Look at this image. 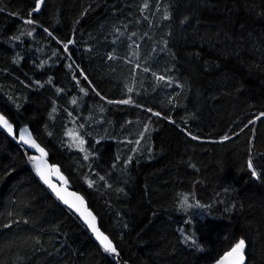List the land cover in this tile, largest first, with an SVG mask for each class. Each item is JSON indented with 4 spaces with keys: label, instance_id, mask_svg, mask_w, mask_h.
Segmentation results:
<instances>
[{
    "label": "trees",
    "instance_id": "obj_1",
    "mask_svg": "<svg viewBox=\"0 0 264 264\" xmlns=\"http://www.w3.org/2000/svg\"><path fill=\"white\" fill-rule=\"evenodd\" d=\"M36 2L0 0V116L116 252L0 128V264H215L241 239L264 264V0Z\"/></svg>",
    "mask_w": 264,
    "mask_h": 264
},
{
    "label": "water",
    "instance_id": "obj_2",
    "mask_svg": "<svg viewBox=\"0 0 264 264\" xmlns=\"http://www.w3.org/2000/svg\"><path fill=\"white\" fill-rule=\"evenodd\" d=\"M44 2L45 0H40V8L38 10H35V6V8L32 10V14H39L44 5ZM0 125L1 129H3L4 132L11 138L16 139L25 151L38 158L37 160L33 161L34 171L38 180L53 194V196L68 211H70L75 217L79 219L81 224H83L87 228V231L93 237L95 242L101 247L102 250L105 251L104 244L101 243V241L105 236L108 238L109 241H111V239L108 235L104 234L100 230L97 217L89 208L85 198L79 192L70 188L66 183V178L60 171V168L57 165L50 163L46 150L36 141L30 129L27 126H24L21 127L16 133L13 128L12 132H9L8 129L5 128L2 124ZM21 135L24 136L23 140L21 139ZM25 140H27L28 143H25ZM32 141H35V144L39 145V147L44 150L43 154L37 148L32 147ZM37 166H39L40 173L43 174L44 179H42L41 175L38 174ZM45 180H47L48 183H45ZM57 193H59V196L57 195ZM65 200H67L68 203H65ZM89 223L94 225L95 231L92 227H89ZM233 262L234 256H228L226 253L219 259L216 264H233Z\"/></svg>",
    "mask_w": 264,
    "mask_h": 264
},
{
    "label": "snow or ice",
    "instance_id": "obj_3",
    "mask_svg": "<svg viewBox=\"0 0 264 264\" xmlns=\"http://www.w3.org/2000/svg\"><path fill=\"white\" fill-rule=\"evenodd\" d=\"M39 8H40V0H37V4H36V9L35 10H38ZM0 11H3V9H0ZM29 15H31V13ZM25 23L31 24V23H33V21L29 19V20H25ZM31 34H32L31 32L28 33V35H31ZM64 47L67 49V45H64ZM145 70L147 71V69H145ZM163 78L164 77H159V79H163ZM81 91H84V89H81ZM128 91L131 92L132 89L129 88ZM72 102H73V104H75L76 100H73ZM130 102H131L130 99L129 100L119 101V103H125V104L126 103H130ZM154 115L159 116L160 114L159 113H154ZM261 115L264 116V113H262ZM250 123H253V122L250 121ZM0 124H2L5 128H7L9 132H12V125L9 124L8 121L6 119H4L3 116H0ZM193 138L195 139V137H193ZM21 139L22 140L24 139L23 135H21ZM76 139L79 141V146H81V151H83L84 149H83L82 145L84 144V140L82 138L78 137V136L76 137ZM222 139L223 140H228V139H230V137L226 135ZM24 142L28 143L27 140H25ZM32 147L37 148L42 154L44 153V150L42 148H40L39 145L35 144V141H32ZM30 159L35 161L38 158L36 156H32V157H30ZM84 159H88V156L85 155ZM251 167H252V164H251V162H249V168H251ZM37 172H38V174L41 175V178L44 179L43 174L40 173L39 166H37ZM252 174H253V176H255L256 172L253 171ZM101 179H104V178L101 177ZM45 183H48V181L45 180ZM90 186H91V182H90ZM57 195L59 196V193H57ZM65 203H68V201L65 200ZM182 204H187V197L184 198V201L182 202ZM188 206L191 207V205H188ZM89 227H92L93 230L95 231V227H94L93 224L89 223ZM184 240H185V242H188L189 240H191L192 243L195 244V240H193L192 237H190V236L185 235ZM101 243L104 244L105 251L111 252V253H115L116 252L115 247L112 245L111 241H109L106 236L103 237V240L101 241ZM244 248H245V241L243 239H241L233 246L231 251L229 253H227L228 256H234L233 264H244V261H245Z\"/></svg>",
    "mask_w": 264,
    "mask_h": 264
},
{
    "label": "rangeland",
    "instance_id": "obj_4",
    "mask_svg": "<svg viewBox=\"0 0 264 264\" xmlns=\"http://www.w3.org/2000/svg\"><path fill=\"white\" fill-rule=\"evenodd\" d=\"M70 135H72L71 137H69V142L74 146L75 149H80L81 146H79V141L76 139V136L79 137V135L74 132V131H71L70 132ZM76 135V136H75ZM81 138V137H80ZM83 146V145H82Z\"/></svg>",
    "mask_w": 264,
    "mask_h": 264
},
{
    "label": "bare ground",
    "instance_id": "obj_5",
    "mask_svg": "<svg viewBox=\"0 0 264 264\" xmlns=\"http://www.w3.org/2000/svg\"><path fill=\"white\" fill-rule=\"evenodd\" d=\"M216 264V263H215Z\"/></svg>",
    "mask_w": 264,
    "mask_h": 264
}]
</instances>
